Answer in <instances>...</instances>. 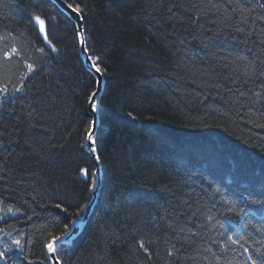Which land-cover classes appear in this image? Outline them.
Returning a JSON list of instances; mask_svg holds the SVG:
<instances>
[{"label":"trees","instance_id":"trees-1","mask_svg":"<svg viewBox=\"0 0 264 264\" xmlns=\"http://www.w3.org/2000/svg\"><path fill=\"white\" fill-rule=\"evenodd\" d=\"M67 2L105 83L98 197L60 263L250 264L264 252V0ZM79 53L53 2L0 0V264H50L44 244L89 201L94 76Z\"/></svg>","mask_w":264,"mask_h":264},{"label":"snow or ice","instance_id":"snow-or-ice-1","mask_svg":"<svg viewBox=\"0 0 264 264\" xmlns=\"http://www.w3.org/2000/svg\"><path fill=\"white\" fill-rule=\"evenodd\" d=\"M65 3H66V6H67L68 9H70L74 13H77L78 16H81L82 17L83 10L81 9V7L78 4L74 6L72 3H67V0H65ZM261 7H264V5H261ZM261 18H264V17H261ZM33 19L39 25V33L40 34H43V40H44V42L48 43L51 46V41L49 40V37H48L47 32H46V21L44 19H42L39 15L34 16ZM236 30L238 32L239 31H243V29H240V28H237ZM77 35L80 38L81 45H84L85 44V39H84L83 31L81 30V32H78ZM13 51L15 52L17 50L15 48H13ZM41 51H43V49H41ZM53 51H55V48L54 47H53ZM84 51L85 52H88L89 50L87 48H84ZM9 56H10V53H8V52H5L4 53V57L5 58H9ZM89 59L90 60H98L99 58L98 57L89 56ZM91 66H92V68L95 69V71L97 73H101L102 72L101 67L97 63H93ZM25 67L28 70V72L25 73V75H27L28 73H31L33 71V69H34V65L31 64V63H27V62L25 64ZM255 71H256L255 65H253V64L246 65V67H245V72L246 73L254 74ZM20 79H21V81H23L24 76H21ZM13 91L19 92V91H22V88L16 87V88L13 89ZM0 93L7 94V88L6 87L5 88H0ZM256 95H257V98L258 99L264 100V97H261L259 93H257ZM89 101L91 103L92 110L93 111H98L99 110V106H98V104L95 101V93H93L92 95L89 96ZM0 106H2V101H0ZM94 125H95V122H93V124L89 126V128L87 130V134L85 136V139H86V141L92 142V145H90L91 146V149H92L93 152H96L97 149L94 146V144H95V141H94V135H95ZM96 159L98 160L99 159V156H97ZM80 173L87 178V176H88V170L87 169L81 168L80 169ZM92 187H93L92 185H89V190L90 191H91ZM227 202L228 201H225V203H227ZM55 207L58 208V209H62L65 212L68 211V209L66 207H63L62 204H59V203L56 204ZM85 207H86V204L85 205H81L77 209V211L75 213V216L76 217H79L80 214L85 210ZM13 211L19 212L20 209L19 208H15L14 209L11 206L7 208V212H10L11 213ZM227 211H229V212H237V211L243 212V209L237 210L235 207H230V208L227 209ZM209 219H211V217H209ZM216 223L219 224L220 221L217 220ZM72 224L73 225L76 224V220L75 219H73ZM72 232H73V229L70 228V226L68 224H65L64 225V231L62 233H60V235L53 236L50 240H48L44 244V247L47 250V253H49V254H55V253L59 252L60 249H59V247H57L59 241L61 239H64L65 242H67L68 240H70L71 239V236H72ZM227 238H228V241H230L233 244L240 243L239 240L233 238V235L232 234H229ZM28 242L29 243H32L31 240H29ZM12 244L16 248H18V249L21 248V241L19 239L13 240L12 241ZM140 247L143 248V250L145 252H148V249L146 247H144L143 242H140ZM241 247L244 248V245L241 244ZM11 251H12L11 247L5 246L4 250L3 251H0V260L6 259L7 258V254L9 252H11ZM244 251L245 252H248V248H244ZM255 252L258 253L259 255L257 257L249 256L248 257V261L250 262V264H264V252H261V249L260 248H256L255 249ZM168 254L169 255L172 254L171 250H169V253ZM58 259L59 258L57 257V260ZM229 264H231V262H229Z\"/></svg>","mask_w":264,"mask_h":264},{"label":"water","instance_id":"water-1","mask_svg":"<svg viewBox=\"0 0 264 264\" xmlns=\"http://www.w3.org/2000/svg\"><path fill=\"white\" fill-rule=\"evenodd\" d=\"M52 1L57 5V7H59L63 12H65L75 22L77 33L81 32V30L83 31V35H84V39H85L84 22H83V19L81 18V16H78L77 13H74L70 9H68L67 6H66V3L63 0H52ZM79 44H80L81 54H82L83 58L86 60V62L88 63V65H89L88 67L99 78V74L100 73H97L95 71V69L92 68V66H91L92 63L88 59V57H89L88 53L84 51L85 44L81 45L80 38H79ZM99 85H100V81H99ZM88 108L90 110L92 109L91 104L89 105ZM96 128H97V126H94V132H95ZM90 145H92V142H89V141L85 142L86 149H88L92 153V155H93L92 157L94 158V161H95V163H94L95 166H96L95 175H96V179L98 180V184L95 187V189L91 192L90 201L86 205L85 210L83 211L82 215L76 219V224L75 225L72 224L71 228L73 229V232H72V236H71L70 240H72L75 237H77L78 234L81 232L82 228L84 227V225H85V223L87 221L88 215L91 213V210H92L93 206L95 205V202H96V199H97V196H98V192H99V184H100V173H99V170H98L99 165H98V162H97V159H96V152L92 151ZM94 146H95V144H94ZM70 240H68L67 242H69ZM67 242H65L64 239H61L59 241L57 247L60 244L67 243ZM46 257L49 260L50 264H61L60 261L57 260L56 253L55 254H49V253H47V250H46Z\"/></svg>","mask_w":264,"mask_h":264},{"label":"bare ground","instance_id":"bare-ground-1","mask_svg":"<svg viewBox=\"0 0 264 264\" xmlns=\"http://www.w3.org/2000/svg\"><path fill=\"white\" fill-rule=\"evenodd\" d=\"M51 2H53L52 0H50ZM64 2H65V0H63ZM54 3V2H53ZM67 3H69V2H67ZM55 4V3H54ZM56 5V4H55ZM57 6V5H56ZM59 8V7H58ZM60 9V8H59ZM61 10V9H60ZM62 11V10H61ZM65 13V12H64ZM66 14V13H65ZM82 19H83V17H81ZM74 22V21H73ZM83 22H84V20H83ZM74 24H75V22H74ZM75 26H76V24H75ZM85 48H87V45H86V40H85ZM79 55H80V57H81V59H82V61H83V64H84V66L92 73V75L94 76V89H93V91L91 92V94L90 95H92L93 93H95V101H96V103L98 104V106H100V99H101V97H102V94H103V90H104V83H105V79H104V74L101 72L100 74H99V78L96 76V74L88 67L89 65H88V63L86 62V60L83 58V56H82V54H81V51H80V44H79ZM88 53V56H90V53H89V51L87 52ZM88 59H89V57H88ZM89 61L93 64V63H95V61L94 60H90L89 59ZM99 81H100V85H99ZM91 103H90V101H89V99H88V102H87V109H88V113H89V115H90V125H92L93 124V122H95V125L94 126H99V124H100V118H99V110L98 111H93L92 109L90 110L88 107H89V105H90ZM89 125V126H90ZM96 131H97V128L95 129V135H94V141H95V136H96ZM87 134V133H86ZM86 136V135H85ZM85 142H86V139H85V141H84V148L86 149V146H85ZM95 147H96V144H95ZM86 151L90 154V156H91V158H92V160H93V164L95 163V161H94V158L92 157L93 155H92V153L88 150V149H86ZM98 156V154H97V151H96V157ZM97 162H98V165H99V168H98V170H99V173H100V184H101V179H102V170H101V163H100V161H99V159L97 160ZM95 171H96V166H95V164H94V170H93V178H94V183H92V189H91V191H90V198H91V192L95 189V187L97 186V184H98V180L96 179V175H95ZM93 181V180H92ZM100 184H99V188H100ZM98 197V196H97ZM90 198H89V201H90ZM89 201H88V203H89ZM96 201H97V199H96ZM87 203V204H88ZM96 203V202H95ZM93 208H94V206H93ZM93 208H92V210H93ZM92 210H91V212H92ZM251 211V210H250ZM252 212V211H251ZM83 213V212H82ZM89 216H90V214L88 215V217H87V219L89 218ZM260 216L262 217V216H264V213L263 212H261V214H260ZM71 228V227H70ZM71 241V240H70ZM69 241V242H70ZM68 243V242H67ZM63 244H66V243H62V244H60L59 246H61V245H63ZM58 246V247H59ZM46 250V249H45ZM57 257V256H56Z\"/></svg>","mask_w":264,"mask_h":264},{"label":"rangeland","instance_id":"rangeland-1","mask_svg":"<svg viewBox=\"0 0 264 264\" xmlns=\"http://www.w3.org/2000/svg\"><path fill=\"white\" fill-rule=\"evenodd\" d=\"M50 263V262H49Z\"/></svg>","mask_w":264,"mask_h":264}]
</instances>
